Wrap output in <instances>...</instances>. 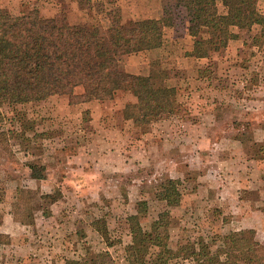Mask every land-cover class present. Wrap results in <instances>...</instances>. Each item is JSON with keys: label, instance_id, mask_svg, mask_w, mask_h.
I'll use <instances>...</instances> for the list:
<instances>
[{"label": "rangeland", "instance_id": "obj_1", "mask_svg": "<svg viewBox=\"0 0 264 264\" xmlns=\"http://www.w3.org/2000/svg\"><path fill=\"white\" fill-rule=\"evenodd\" d=\"M258 8L264 14V0ZM71 10L78 16L70 17ZM108 11H119L127 27L144 20L133 19L121 0H54L51 9L43 0H0V13L34 12L89 24L111 37L118 30L110 28ZM192 53L194 62L205 61L178 72L183 86L168 82L176 75L171 68L153 65L144 73L159 91L175 90L177 114L144 126L123 119L126 103L133 101L126 93L97 102L96 109L69 107L66 97L57 96L0 110V264H67L76 258L96 264L102 252L109 253V264H130L134 223L154 239L134 246L147 264L164 247L189 243L214 252L225 218L227 228L254 229L264 245V39L258 27L203 30ZM126 60L120 63L124 71ZM194 75L213 83L197 89L188 81ZM195 91L207 92L208 100L195 103ZM89 157L94 165L86 164ZM30 164L45 166L37 172L44 179L32 178ZM78 168L87 177L77 178ZM167 178L182 183L179 207L157 197ZM97 220L106 222L109 242L92 229Z\"/></svg>", "mask_w": 264, "mask_h": 264}, {"label": "trees", "instance_id": "obj_2", "mask_svg": "<svg viewBox=\"0 0 264 264\" xmlns=\"http://www.w3.org/2000/svg\"><path fill=\"white\" fill-rule=\"evenodd\" d=\"M263 0H164L160 19L143 20L124 26L119 11H108L111 37L99 34L92 25H71L56 18L43 19L32 12L17 17L0 13V110L19 105L41 103L51 97H66L69 107H82L92 102H110L119 93H126L133 101L126 103L123 116L135 126L175 113L174 89L159 91L150 77L130 74L121 68V60L142 52L160 50L164 45V31L185 21L189 35L200 38L203 30L225 32L232 28L252 31L260 29L264 39V14L259 11ZM221 3L225 13L217 10ZM264 160V153L262 155ZM33 179L45 166L30 164ZM181 181L167 178L159 186L157 197L167 207H179ZM45 199L59 201L53 195ZM140 212V211H139ZM217 236V249L212 252L205 245L194 250L187 243L177 249L164 247L152 264H264V245L257 240L254 229L227 228ZM97 235L109 242L106 222L92 224ZM132 251L130 264L140 262L134 246L151 245L153 236L134 223L130 227ZM109 246H113L109 243ZM109 253L96 255V264H109ZM67 264H91L80 258Z\"/></svg>", "mask_w": 264, "mask_h": 264}, {"label": "crops", "instance_id": "obj_3", "mask_svg": "<svg viewBox=\"0 0 264 264\" xmlns=\"http://www.w3.org/2000/svg\"><path fill=\"white\" fill-rule=\"evenodd\" d=\"M53 1L54 0H43V3L45 6L48 5V8L51 9V5H52ZM24 2H25V0H24ZM121 2L123 4H126L128 9L131 10V15H132L133 19L134 18L135 19H144V20L145 19H160L162 16V13H163L161 0H121ZM220 6H221V4L217 5V8L219 9V13L222 12V11H220ZM74 12H75L74 10L73 11L71 10L70 17L71 16H74V17L78 16ZM223 13H225V10H224V12H222V14ZM196 40H198V38H195V37H192L189 35L187 23H185V25H183L182 28H180L179 24L177 23V25L174 28H169V29H166L164 31V45H163V48H161L160 50H152V51L142 52L139 54H135V55L125 57V58H127V60L125 61V64H127L125 66V71L127 73H130V74H135V75H140V76L141 75L150 76L148 74L145 75L144 73L147 71V69H149L153 65H159L163 69L167 68L165 70H168V68H171L169 70L174 72V74H176V75L172 79H169L168 82H171L172 84H176L179 86H183L184 85L183 82H185V81L181 80L179 78L180 76H179L178 72L181 70L189 69L191 67V65H192V67L190 69H193V67H195V65H197V63L202 64L205 61V60H201L199 62V60H196L195 61L196 63H195L194 58H189V56L193 55L192 52H194V43ZM189 53H191V54H189ZM188 81H190L191 84H194V86H197V89H198V87L200 88L201 84H203V86H204V84L210 85L211 82L213 83L212 79L205 78V77L202 78L199 76L197 77L195 75L191 78V80H188ZM191 94L193 97L192 100L195 103H196V101H199L202 98H205L208 100V97H204V95H207V92H206V94L202 93V95H200V93L195 91V92H192ZM225 96H226V94L224 95V97ZM54 97H57V96H54ZM54 97H51L48 100H52ZM212 101H215V100L212 99ZM96 103L97 102H92L89 104H85L84 106L85 107L88 106L87 109H90V108L96 109L97 107H94L95 106L94 104H96ZM195 108H196V106H195ZM211 108L215 109L217 107H216V105H212ZM217 109H219V108H217ZM196 110L197 109H195V112H193L194 114L199 113V111H196ZM94 112L96 113L97 110H94ZM91 117L97 118L96 115H91ZM123 119H124V117H123ZM125 122H128V121L125 120ZM233 143H234L233 144L234 147L236 149H238V151H240L241 150L240 142H238L235 139ZM86 157H88V155ZM81 158H85V154H83ZM68 159L69 158H67V160ZM88 160L91 161V165H94V162H92V159L90 157L87 158L86 164L88 163ZM186 162H185V164L187 165ZM220 162H222V158L220 159ZM188 163H190V162H188ZM222 168H223V166H222ZM76 172H77V178L80 177V179H82L83 176L87 177L86 170L82 171L81 169L78 168V169H76ZM222 173H223V175L227 174V173H225V171H223V169H222ZM223 175H222V177H223ZM227 176H228V174H227ZM201 182H204V183L206 182L207 187L212 186L211 181H201ZM225 187L226 186H223V188H225Z\"/></svg>", "mask_w": 264, "mask_h": 264}]
</instances>
